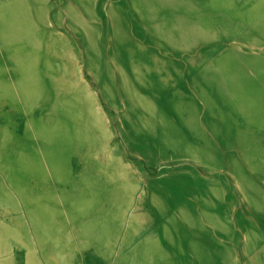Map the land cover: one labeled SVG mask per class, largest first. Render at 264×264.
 <instances>
[{
	"label": "rangeland",
	"instance_id": "rangeland-1",
	"mask_svg": "<svg viewBox=\"0 0 264 264\" xmlns=\"http://www.w3.org/2000/svg\"><path fill=\"white\" fill-rule=\"evenodd\" d=\"M199 256L264 264V0H0V264Z\"/></svg>",
	"mask_w": 264,
	"mask_h": 264
},
{
	"label": "bare ground",
	"instance_id": "bare-ground-1",
	"mask_svg": "<svg viewBox=\"0 0 264 264\" xmlns=\"http://www.w3.org/2000/svg\"><path fill=\"white\" fill-rule=\"evenodd\" d=\"M198 260H199V262L201 264H214V262L210 258H208V257H201V256H199Z\"/></svg>",
	"mask_w": 264,
	"mask_h": 264
},
{
	"label": "crops",
	"instance_id": "crops-1",
	"mask_svg": "<svg viewBox=\"0 0 264 264\" xmlns=\"http://www.w3.org/2000/svg\"><path fill=\"white\" fill-rule=\"evenodd\" d=\"M152 247H150V251H152V249H151ZM65 261V260H64ZM66 262V261H65Z\"/></svg>",
	"mask_w": 264,
	"mask_h": 264
}]
</instances>
